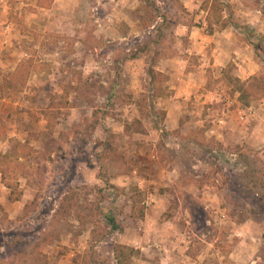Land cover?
I'll use <instances>...</instances> for the list:
<instances>
[{
	"label": "rangeland",
	"instance_id": "rangeland-1",
	"mask_svg": "<svg viewBox=\"0 0 264 264\" xmlns=\"http://www.w3.org/2000/svg\"><path fill=\"white\" fill-rule=\"evenodd\" d=\"M186 1L0 0V264H264V92L234 80L264 86V0H203L218 35ZM171 56L201 128L165 127Z\"/></svg>",
	"mask_w": 264,
	"mask_h": 264
},
{
	"label": "crops",
	"instance_id": "crops-1",
	"mask_svg": "<svg viewBox=\"0 0 264 264\" xmlns=\"http://www.w3.org/2000/svg\"><path fill=\"white\" fill-rule=\"evenodd\" d=\"M214 0H211V5L213 4ZM205 1L203 0H187L185 3L186 8L189 11L195 12L200 10L202 12L201 15H198V23L203 24L200 19L203 18V22L208 21L209 23V14L211 12L212 7H205ZM203 13L206 14L204 17ZM225 18H228L225 15ZM197 22V21H196ZM214 23V22H213ZM179 24V30L181 37L180 38H190L193 40L194 38H199L200 34L199 31L195 30L196 28L204 30L202 26L196 27L191 26L189 21H177ZM196 25V24H193ZM213 25H216L215 23ZM225 29V28H224ZM225 31V30H223ZM222 30L215 28L213 32L214 35H218L219 33H224ZM158 70L161 72L167 73L170 75V79L168 81L169 87L171 88L172 95L165 98L163 100V104L166 110V118H165V127L168 130H175L178 128L183 127H195V126H204L205 123L207 124L208 120V113L207 108L209 110L208 105L213 102L214 95L211 90L207 89L206 82H204L203 78V70H188L187 64H184L180 59L179 56H171L167 58L165 61L161 62L160 65L157 66ZM204 88V90H202ZM230 113L225 115V118L228 119ZM261 115H264L263 113ZM191 120L188 121L189 117ZM227 125H232V121H226ZM233 126V125H232ZM234 126L232 127V129ZM252 126L249 127L246 133V137H248V142L253 141L255 136L253 131L251 130ZM259 131L258 129L256 132ZM206 132V131H205ZM209 132V131H208ZM244 132V131H243ZM244 133V134H245ZM207 134V132H206ZM231 135V131L225 132L221 130L218 134V138H227ZM254 143H259V141H253ZM264 153V148L261 150Z\"/></svg>",
	"mask_w": 264,
	"mask_h": 264
},
{
	"label": "trees",
	"instance_id": "trees-1",
	"mask_svg": "<svg viewBox=\"0 0 264 264\" xmlns=\"http://www.w3.org/2000/svg\"><path fill=\"white\" fill-rule=\"evenodd\" d=\"M214 4V2H213ZM205 7L208 8V6L206 5ZM209 20H210V14H209ZM209 27H211V30L210 32L213 33L215 31V28L213 27V23L209 21ZM235 82L237 84H239L240 86V90L242 92H245L248 87L251 88V89H248L249 92H253V90H256V91H260V92H264V86H259V85H256L254 84V81H252L251 83L249 81L247 82H242L239 78H234ZM3 176H5V179H6V172L3 171ZM9 185L11 186V184L9 183ZM125 247L124 246H119L118 249H117V256L119 258V262L120 264H124L125 262H127L129 260V254H127V252L125 251Z\"/></svg>",
	"mask_w": 264,
	"mask_h": 264
},
{
	"label": "built area",
	"instance_id": "built-area-1",
	"mask_svg": "<svg viewBox=\"0 0 264 264\" xmlns=\"http://www.w3.org/2000/svg\"><path fill=\"white\" fill-rule=\"evenodd\" d=\"M254 113V107H247L245 109L240 110V118L242 120H246L249 116ZM226 119L224 116L215 120V125L210 129L214 135H218L220 132V128L226 124Z\"/></svg>",
	"mask_w": 264,
	"mask_h": 264
}]
</instances>
